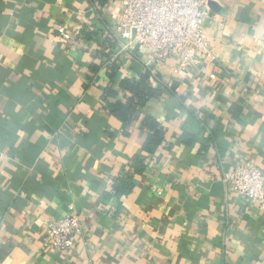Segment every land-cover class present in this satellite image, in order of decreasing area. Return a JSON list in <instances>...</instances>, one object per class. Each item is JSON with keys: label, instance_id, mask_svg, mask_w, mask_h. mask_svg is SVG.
<instances>
[{"label": "crops", "instance_id": "crops-1", "mask_svg": "<svg viewBox=\"0 0 264 264\" xmlns=\"http://www.w3.org/2000/svg\"><path fill=\"white\" fill-rule=\"evenodd\" d=\"M115 0H0V264H264V214L224 180L264 164V0H211L206 72L166 62L159 92L126 124L124 78L143 54H117ZM64 24L67 40L54 28ZM164 130L142 150L145 116ZM136 156L126 194L113 179ZM72 207L67 251L43 245L45 222Z\"/></svg>", "mask_w": 264, "mask_h": 264}, {"label": "built area", "instance_id": "built-area-1", "mask_svg": "<svg viewBox=\"0 0 264 264\" xmlns=\"http://www.w3.org/2000/svg\"><path fill=\"white\" fill-rule=\"evenodd\" d=\"M121 7L117 14V54H143L144 72L151 78L166 62L174 64V72L197 69L206 72L207 62L216 60L209 47L204 20L209 16L211 0H115ZM54 28L61 39L72 32L62 23ZM238 196L253 201L264 214V164L260 167L238 164L225 176ZM81 230L77 212H69L58 222H45L43 245L67 251L74 244V236Z\"/></svg>", "mask_w": 264, "mask_h": 264}, {"label": "trees", "instance_id": "trees-1", "mask_svg": "<svg viewBox=\"0 0 264 264\" xmlns=\"http://www.w3.org/2000/svg\"><path fill=\"white\" fill-rule=\"evenodd\" d=\"M120 88L129 92L124 96V102H109V96L115 94V91L106 89L104 98L106 107L109 111L122 120L125 124L129 122L137 107H141L153 98L159 92V86L150 84V75L144 72L137 80L128 78L122 79ZM142 128L147 131V137L143 143L142 150L147 154H153L164 141V130L152 116H145L142 120ZM145 168L144 158L136 156L128 169L113 179L112 189L117 194H126L132 188L131 179L134 173H141Z\"/></svg>", "mask_w": 264, "mask_h": 264}]
</instances>
